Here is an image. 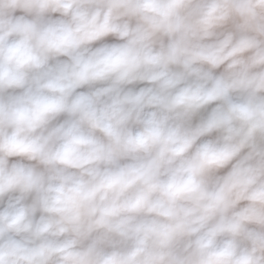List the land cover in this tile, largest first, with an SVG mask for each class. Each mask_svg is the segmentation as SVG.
<instances>
[{
	"label": "clouds",
	"instance_id": "9594fccd",
	"mask_svg": "<svg viewBox=\"0 0 264 264\" xmlns=\"http://www.w3.org/2000/svg\"><path fill=\"white\" fill-rule=\"evenodd\" d=\"M0 264H264V0H0Z\"/></svg>",
	"mask_w": 264,
	"mask_h": 264
}]
</instances>
